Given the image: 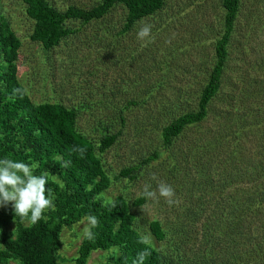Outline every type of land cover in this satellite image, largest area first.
<instances>
[{
    "label": "rangeland",
    "instance_id": "obj_1",
    "mask_svg": "<svg viewBox=\"0 0 264 264\" xmlns=\"http://www.w3.org/2000/svg\"><path fill=\"white\" fill-rule=\"evenodd\" d=\"M50 2L64 11L70 5L91 9L100 0ZM0 14L22 42L18 77L31 99L76 110L77 129L95 145L111 179L99 199L124 197L136 214L135 227L150 235L152 246L165 258L190 262L191 248L200 249L205 241L192 238L204 229L203 216L212 210L220 216L223 209L228 213L232 208L227 205L239 206V199L248 194L244 184L252 175L264 179V0H241L222 87L209 116L188 127L169 148L163 145V128L174 117L198 109L201 90L216 62L223 0H167L160 12L126 33L121 30L127 8L116 3L101 19L68 20L67 25L78 31L52 50L31 39L35 22L23 0H0ZM143 23L152 30L150 38L141 41L137 32ZM119 131L117 141L101 152V140ZM155 152L159 158L146 162ZM132 166H138L135 173L122 174ZM47 174L59 180L57 174ZM232 179L233 184L228 182L223 190L217 183ZM159 182L173 187L177 203L169 206L160 198L133 205L143 196L145 184L155 189ZM221 191L225 192L215 200ZM84 218L64 227L59 250L64 249L60 256L56 252L59 264L76 263ZM152 221L161 222L166 232L163 240L152 233ZM16 225L13 205L0 206V234H14ZM120 252L118 247L95 250L87 264H114ZM19 262L15 256L0 258V264Z\"/></svg>",
    "mask_w": 264,
    "mask_h": 264
},
{
    "label": "trees",
    "instance_id": "obj_2",
    "mask_svg": "<svg viewBox=\"0 0 264 264\" xmlns=\"http://www.w3.org/2000/svg\"><path fill=\"white\" fill-rule=\"evenodd\" d=\"M23 1L27 15L35 22L31 39L42 43L46 50H52L64 38L78 31L67 25L68 20L89 23L103 18L116 3H121L127 8L126 21L121 30L126 33L139 21L160 12L167 0H100L91 9L70 5L64 11L50 0ZM240 2L223 0L224 23L222 34L215 43L216 62L201 90L198 109L174 117L163 128L164 147L173 146L188 127L200 125L209 116L210 106L222 87ZM21 45L7 17L0 14V159L35 163L38 165L35 175L50 172L57 174L59 180L47 174V189L54 201V209L45 211L36 224L25 225L17 217L15 233L3 231L0 234L3 246L0 258L15 256L20 260L18 264H59L56 252L62 246L64 227L91 215L98 220V225L92 229L94 238H83L75 264H87L95 250L114 247L121 250L114 264H133L137 253L145 247L151 255L145 258L144 264H236L239 261L242 264H264V179H256L262 176L252 175L251 180L245 182L248 194L239 199V206L233 202L226 206L232 208L228 213L223 209L220 216L218 210H212L203 216L204 229H198L192 238L195 241L203 238L205 241L200 249L191 248L190 262L165 258L154 246L139 243L142 234L135 227L136 214L130 203L120 196L113 200L116 203L113 208L97 198L110 186L111 179L93 142L77 129L76 110L59 102L36 104L20 82L18 58ZM16 89H22L23 95L14 91ZM119 118L125 123L123 115ZM120 132L105 136L99 150L105 152L110 148ZM80 148L84 149L83 154L76 151ZM159 156L158 152L152 153L146 162ZM65 163L67 167L62 166ZM137 170L138 166H132L123 169L122 174L129 176ZM228 182L233 184L234 181L217 183L223 190ZM217 183L212 181L210 184L215 187ZM223 192L215 200L219 201ZM145 201L142 196L135 199L133 205H141ZM150 228L157 239L166 237L160 221H152Z\"/></svg>",
    "mask_w": 264,
    "mask_h": 264
},
{
    "label": "clouds",
    "instance_id": "obj_3",
    "mask_svg": "<svg viewBox=\"0 0 264 264\" xmlns=\"http://www.w3.org/2000/svg\"><path fill=\"white\" fill-rule=\"evenodd\" d=\"M151 30L152 26L150 24L143 23L137 32V39L143 41L146 38H150ZM14 91L23 95L22 89ZM76 151L83 154L84 149L80 148L76 149ZM37 166L35 163L29 164L9 158L0 159V206L11 203L14 208L15 217H20L31 224L39 222L46 210L54 209L55 207L51 194L47 189V174H34V169ZM62 166L67 167L68 164L65 163ZM153 179H155L154 175ZM101 195L104 196V194ZM142 195L147 201H158L160 198H163L169 206L177 203L173 199L175 190L166 182H159L155 189L152 188L151 184H145ZM97 198L99 199L100 197ZM104 203L105 205L111 204L113 208L116 206L115 201L110 197H105ZM142 209L145 212L147 205L142 206ZM81 224L85 225L81 231L82 236L89 240L93 239L92 229L98 225L97 218L91 215L86 216ZM79 226L77 225L78 228ZM138 242L150 246L151 237L150 235H141ZM63 249L57 251L58 256L61 255ZM150 255L151 252L148 247H145L144 250L137 253V258L133 264H144L145 258Z\"/></svg>",
    "mask_w": 264,
    "mask_h": 264
}]
</instances>
